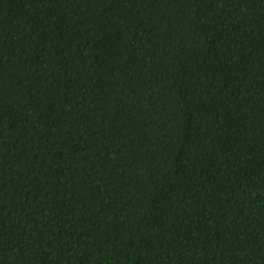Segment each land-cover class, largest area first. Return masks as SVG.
Wrapping results in <instances>:
<instances>
[{"label": "trees", "instance_id": "1", "mask_svg": "<svg viewBox=\"0 0 264 264\" xmlns=\"http://www.w3.org/2000/svg\"><path fill=\"white\" fill-rule=\"evenodd\" d=\"M0 264H264V0H0Z\"/></svg>", "mask_w": 264, "mask_h": 264}]
</instances>
